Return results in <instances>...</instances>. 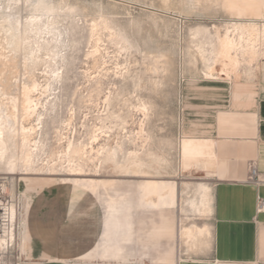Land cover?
I'll return each mask as SVG.
<instances>
[{"label": "rangeland", "instance_id": "obj_1", "mask_svg": "<svg viewBox=\"0 0 264 264\" xmlns=\"http://www.w3.org/2000/svg\"><path fill=\"white\" fill-rule=\"evenodd\" d=\"M45 1L49 13L36 10L31 0H0V80L7 82L5 87L0 85V103L4 112H14L16 117L8 126H22L24 84L38 83L42 88L51 85L56 90L55 96L41 97L47 105L49 98L55 99L50 101L39 127L40 148L31 159V168H25L28 149L23 148L21 140L6 138V154L0 162V207L17 201L22 220L19 224H24L22 239L11 243L10 248L6 244L0 248V264L31 263L23 244L27 234L26 198L33 208L39 201L62 205L67 198L60 181L69 178L66 174L73 165L64 157L67 142L91 146L95 134L99 135L98 143L93 144L95 149L123 147L117 157L119 167L127 164L132 151L142 156L144 165L139 169L143 173L125 177L111 164L83 160L85 172L90 175L84 178L96 179L98 188L94 221L103 223L97 257L90 264H177L176 237L193 239L197 226L191 225L208 218L211 212L200 214L191 203L202 200L200 185L210 188L213 200L215 183L210 172L214 168L211 148L207 150L204 143L181 141L178 137V91L186 79H239L264 57L262 39L258 43L262 54L251 63L247 57L246 63L241 59V70L223 71L221 66L214 74L207 70L214 61L212 47L217 32L225 34L230 30L237 35L234 26L241 24L264 27V0ZM10 12L24 22L22 40L7 32L4 17ZM36 15L43 23L38 31H32L26 21ZM37 45L42 50L34 61L29 48ZM144 106L146 112L141 110ZM96 174L98 177H94ZM32 177L52 178L55 182L40 193L26 195V184L20 180ZM149 182L173 189L176 207L159 209L153 207V202L143 203ZM122 196L129 201L131 217L121 218L120 222L130 228L131 240L118 241L120 259L104 261L99 249L109 223L107 203L111 198L119 202ZM57 210L61 214L62 206ZM186 228L194 231L192 236L184 235Z\"/></svg>", "mask_w": 264, "mask_h": 264}, {"label": "crops", "instance_id": "obj_2", "mask_svg": "<svg viewBox=\"0 0 264 264\" xmlns=\"http://www.w3.org/2000/svg\"><path fill=\"white\" fill-rule=\"evenodd\" d=\"M178 107V137L211 148L214 168L210 172L215 183L210 215L191 225L203 229V233H195L191 240L176 237L177 264H264V183L250 182L253 168L264 180V57L239 79L184 80L178 91ZM20 181L26 184L27 195L40 193L55 179L32 177ZM26 199L24 254L30 257V264H76L73 259L60 260L62 244H67L66 252L73 258L83 252L77 250L85 240L69 233L72 221L62 218L57 210L61 205L39 201L33 208ZM182 214L180 211L179 218ZM94 220L88 226L94 236L85 237L90 244L102 233V222Z\"/></svg>", "mask_w": 264, "mask_h": 264}, {"label": "bare ground", "instance_id": "obj_3", "mask_svg": "<svg viewBox=\"0 0 264 264\" xmlns=\"http://www.w3.org/2000/svg\"><path fill=\"white\" fill-rule=\"evenodd\" d=\"M31 1L32 6H34L36 10L47 11L49 13L48 4L45 0ZM21 5H23V3H21ZM8 9L11 10L12 8L8 7ZM252 10L254 11V9ZM40 17L41 16L37 15L32 16L26 21V26L28 28H32V31H38L40 24L43 23V19ZM4 24L9 27L7 32H11L12 37L17 39L20 38L21 40L23 39L22 30L24 22L22 20L12 16L10 12L9 16L4 17ZM258 25L241 24L234 26V31L237 32V35H234V33L230 30H227L225 34H220V31L217 32L216 41L212 47L214 61L213 64L207 67L209 74H214L218 66H221L223 71H238L241 70L242 66H244L242 60L244 61L245 57L249 58L248 63H251L259 58L261 49L258 48L260 45L258 43H260L262 39L264 41V27L260 28ZM17 46H20L19 42L17 43ZM41 50L42 46L40 45H37L36 48L34 46L29 48V55L31 56V59L34 61L38 60L40 57L38 56V53L41 52ZM95 53L97 54L99 51L97 50ZM2 65H4V63H2ZM55 77L56 80L60 79L59 74H56ZM0 82L1 86L5 87L4 84L7 85V82L3 83L2 79ZM2 91L5 92L3 88ZM45 95H48L49 97L55 96L56 90H53L51 85L42 88L38 83H33L31 86L24 84L21 91L20 103L22 126L17 129H14V125L11 127L8 126L9 123H14V119L16 118L14 112H4L2 110V104L0 103V162H2L5 158L6 138L12 137L14 140L15 138L21 140L23 148L28 149V153L25 156V168L26 170L31 168L33 164L31 159L35 156L34 153L40 148V142L37 141V137L41 131V128L39 127L42 124L45 113L48 111L50 101L55 99L54 97H52L53 99L49 98L50 100L47 105L46 103L41 102V97ZM141 110L146 112V106H144L143 109L141 107ZM91 140V146L90 144L75 145V142L70 140L67 142V150L64 152V157H68L69 163H72L73 165L70 168V173L66 174L69 178L60 181V186L66 190H64L66 192L64 197L67 198V200L65 202L63 201V204L61 205L63 208V215L61 214V216H63L62 218L64 219L72 221L68 228L69 233L78 235L80 238H84L85 241L78 246L77 250L83 252L73 256V258H71L70 254L66 252L65 246L67 244L63 242V249L60 255V260L62 261H69L73 259L75 260V263L90 264L91 262H94L97 257V241L90 244L87 243L85 237L92 234V229L88 226L92 224V218L94 217V212L96 210L98 188L96 185V179L84 178L90 175L85 172V164L83 160L85 159L86 162L92 161L93 163L97 160L102 163L111 164L114 166L115 170H118L120 173H124L125 177H130L129 174L134 175L136 173H143L139 169H141L144 165V160L137 151L129 153L127 164L124 167H119L117 157L119 153L123 151L122 146L108 150H106V147L104 146H99L98 149H95L93 144L98 143L99 135H93ZM93 155L94 157H92ZM74 157L76 159H73ZM123 169L125 171H123ZM114 172L115 171L113 170V173ZM116 174L118 175L117 172ZM116 174L114 173V175ZM94 177H98V175L96 174ZM200 189L203 191L202 200L199 204H191L192 208L197 210L200 214L206 215L211 211L210 205L212 195L208 186L200 185ZM79 191L82 193L79 194ZM142 201L143 203L146 201L153 202V207L155 208L174 209L177 204V196L173 189L169 190L166 186L160 187L157 182H149L144 189ZM1 204L2 203L0 202V205ZM107 208L109 223L105 225V231L101 236L102 245L99 249L101 253V260H118L121 256V248L119 247L118 241L122 240L123 242H129L131 240L130 237L132 232L130 228L127 225L123 226L120 222L121 218L128 219L131 217V208L126 196L119 198V202L111 198V201L107 203ZM20 216V208L19 205H17V201L12 202V204H9L8 206L0 207V248H3V245L5 244L8 248H10V246H12L11 243L16 244L17 240L19 241L22 239L23 233L21 226L24 223L22 225L19 224V221L22 222ZM64 227L65 225L63 224L62 231L63 233H66L67 230H65ZM184 231V233H186L184 235L189 237L192 236L194 232L191 228H186ZM203 231L204 230L201 228H195L196 234H202ZM93 236L94 234H92V237ZM26 239L27 236L24 237V246L26 245Z\"/></svg>", "mask_w": 264, "mask_h": 264}, {"label": "built area", "instance_id": "obj_4", "mask_svg": "<svg viewBox=\"0 0 264 264\" xmlns=\"http://www.w3.org/2000/svg\"><path fill=\"white\" fill-rule=\"evenodd\" d=\"M250 182L256 183V184H263L264 180L258 178V173L256 168H253L251 171V180ZM260 208H263V201H260Z\"/></svg>", "mask_w": 264, "mask_h": 264}]
</instances>
